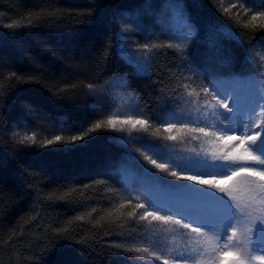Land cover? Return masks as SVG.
Instances as JSON below:
<instances>
[{"label":"trees","instance_id":"16d2710c","mask_svg":"<svg viewBox=\"0 0 264 264\" xmlns=\"http://www.w3.org/2000/svg\"><path fill=\"white\" fill-rule=\"evenodd\" d=\"M172 3L194 25L181 50L167 47L183 27ZM244 3L251 9L231 0H0V264H136L152 223L139 219L148 209L133 174L111 171L126 151L106 124L119 94L113 81L124 77L129 108L149 119L140 139L147 142L161 136L155 118L165 101L169 110L206 95L204 78L185 65L211 55L213 25L244 40L219 42L234 58L227 71L264 84V17L252 19L264 0ZM121 32L146 55L149 76H134L116 56L113 34ZM95 123L105 126L69 142ZM91 211L125 215L104 224L76 219Z\"/></svg>","mask_w":264,"mask_h":264},{"label":"snow or ice","instance_id":"6c2138e0","mask_svg":"<svg viewBox=\"0 0 264 264\" xmlns=\"http://www.w3.org/2000/svg\"><path fill=\"white\" fill-rule=\"evenodd\" d=\"M231 3L235 7L240 5L251 9L246 6L244 0H231ZM171 7L175 9L174 14H178L183 25L179 35H171L169 38L176 41V43L168 44V48H175L177 50L182 49V45L185 41L189 40L194 31V25L190 22V18L185 14L183 8L178 4H172ZM252 19L255 20L256 16L259 15L264 17V10H254ZM122 15L131 18L133 21L138 20V15L132 13H123ZM137 27L139 25L137 24ZM115 37V54L120 58L128 67L133 69V75L137 77L149 76L151 64L144 57L138 54V50L134 51L129 46V40L124 33H114ZM119 37V42H118ZM222 39H231L238 42L240 45H244V40L232 32L228 28L216 27L213 25L209 30L208 47L211 51V55L204 58V60L196 65L193 61L188 60L185 67L192 71L196 70L198 77L202 76L206 83L203 85V90L206 95H209L214 99V103L211 105L216 123L211 127L214 131H207L205 127H199L198 129H191L192 131H198L204 136H211L218 142H222L225 146V150L220 153H212L211 159H192V160H176L169 152L160 148L158 144L145 142L140 144L138 147L135 143V138L123 137L119 138L114 142L117 146L123 147L125 150L135 151L140 155H131L141 168L147 173L157 178L160 187L163 189L168 186L165 183L167 175H158L144 163V160H148L152 165H155L161 172H167L168 163L175 164L177 167H199V166H213V167H225L228 165L234 166L230 175H196V174H182L178 175L177 172H171V176L176 180L187 181L196 185L204 186L205 188L213 189L216 192L226 193L225 186L230 181L234 180L238 176H247L254 178V180L264 181V155L257 151V147L262 139H264V124L257 122L260 117H264V84H261L258 92L243 90L240 91L236 88V85L248 83L251 78L246 76L244 73H231L227 71L228 66L233 62V57L226 53L220 46ZM121 45L123 51H121ZM144 47H148L147 44ZM152 47H157L153 44ZM182 60H187L188 53L187 49H183V55L179 57ZM250 59V58H249ZM124 82V77H118L113 83L119 85ZM91 89L92 86L89 85ZM257 98H259L257 100ZM161 99L165 100L161 94ZM249 104H255V111L245 110ZM166 107V101L161 105V111L156 116L155 121L167 125L166 131H171L178 122H187L186 118L181 117L174 110H164ZM239 110V111H238ZM259 114V115H258ZM228 116L239 117L242 116L241 121L243 125V131L233 130L227 131L229 127L228 121L225 119ZM123 123H130L135 127L139 124L141 126H147L149 119L142 118L137 119L128 117ZM106 124L115 128L116 121L109 119ZM104 123H95L94 126L88 129V131L81 130V134L72 135L69 142L83 141L89 132H95L98 129L104 127ZM62 129H66V126L61 125ZM232 127L238 128L239 124L232 125ZM255 129H259L256 131ZM123 131V129H120ZM237 132L240 134L238 135ZM169 139L175 140V136L168 137ZM28 139H32L29 137ZM56 141L61 140L60 136L55 137ZM54 141H49L53 143ZM84 146V145H81ZM159 148L161 151L157 153L154 149ZM129 155L126 154L122 158V162L117 165L116 171L119 174L122 167H128V160L126 159ZM143 156V159L141 158ZM155 157V158H154ZM157 159L162 160L161 163H157ZM260 166V167H257ZM111 174V172H110ZM261 190V195L264 197V184L258 186ZM145 198V201L149 203V206L154 211H147L145 214L139 217L140 220H146L148 217H152L156 221H163L179 225L184 229H191L192 232L199 233L204 236L206 244L219 243L222 239L223 249H228L229 242L235 240L237 235V228L240 226L242 218L241 212L244 210L239 203H234L235 197L231 199L228 195L225 200L220 201H208L203 198V194L197 199H189L178 202H172L170 204H160L155 202L152 194L143 188L138 189ZM138 208H144V203H138ZM246 207V206H245ZM167 209V214L161 216L158 213L160 210ZM235 215V219L232 222L231 227L228 226V219L231 214ZM173 216H179V219H174ZM259 220L261 225H264V214L258 216H252L249 214L246 223L245 239L247 246L245 247V256L241 258L239 255L235 261V264H247L248 259H259L264 262V253L257 251V241L254 239L257 232V223ZM194 221V222H193ZM206 225V226H205ZM201 229H207L208 233L202 232ZM231 232V235H229ZM219 238V239H218ZM260 243L264 245V236L261 237ZM159 246V245H158ZM233 246H236L233 244ZM212 251H215L213 247ZM232 255L231 252H222L221 256ZM160 259L159 256L156 257ZM174 259L187 261L190 259L189 256L183 253H177ZM163 264H168V260H164Z\"/></svg>","mask_w":264,"mask_h":264},{"label":"rangeland","instance_id":"374dc122","mask_svg":"<svg viewBox=\"0 0 264 264\" xmlns=\"http://www.w3.org/2000/svg\"><path fill=\"white\" fill-rule=\"evenodd\" d=\"M171 11L172 10L166 13L162 12V14L172 16ZM159 14H161L160 10ZM121 51H123L122 45ZM138 54L146 59V55L142 52L138 51ZM250 78L251 80L248 83L236 85V88L240 91L249 90L258 92L263 83H261L255 76ZM118 86L119 94L116 96L117 99L112 108L114 111V117L112 119L116 121L114 129H116L119 138H135V143L138 147L140 144L147 142L145 140L141 141L145 126L137 124L133 127L132 124L123 123L122 121L126 120L128 117L137 119H142L143 117L129 108L128 101H130L131 98L127 95L128 91L125 89V83L122 82ZM121 99L124 100L121 101ZM258 99L259 98H257V100ZM214 102V99L209 95H205L202 100L189 99L185 103H181L177 108L173 107L172 109H169L174 110L181 117L186 118L187 122L176 123V126L173 127L171 131H166L167 125L165 124L159 125V130L156 131H161V136L148 142L158 144L160 148L169 152L176 158V160H192L197 158L211 159L212 153L223 152L225 146L222 142L216 141L211 136H204L198 131L191 130L198 129L199 127H205L206 130L210 132L215 130L211 127L216 123L212 116L213 109L211 107ZM245 110L254 112L255 104L247 105ZM225 119L229 123L228 129H226L227 131H243V125L241 123L243 119L242 116H228ZM257 122L264 124V117H260ZM235 124H239V127L234 129L232 125ZM120 129H123V131H120ZM255 130L259 131V129ZM237 134L239 135L240 133L237 132ZM170 136H175L176 139H169L168 137ZM154 150L157 153H160L161 151L159 148ZM126 151L129 155L126 158L128 160L127 170H129V174H133L134 192L137 197L146 204L147 211H154V209L145 201L144 195L138 190L140 188L148 190L152 194L155 202L160 204H170L172 202L197 199L202 194L203 198L208 201L225 200L227 203L226 197L223 195L230 194L228 195V198L231 199L232 197H235L234 203H239L244 209L241 212V224L236 230V238L229 242L228 249L222 248V239H220L219 243L214 242L213 244H206L204 236L192 232L191 229H184L172 221L165 223L163 221H156L152 217H148L149 222L152 223L149 230L148 245L143 248L144 253H141V257L136 261V264H163L164 260H168V264H235L238 255L241 258L245 256V247L247 246V241L245 239V221L249 214L252 216L264 214V197H262L261 190L258 187L259 185L264 184V181L254 180V178L247 176H238L225 186L226 193H220L213 189L205 188L204 186L196 185L187 181L176 180V178L171 176V172L175 171L178 175L187 173L222 176L231 174L232 168L234 167L232 165L225 167L199 166L182 168L177 167L175 164L168 163L167 172L165 173L157 169L155 165H152L148 160H144V163L152 168V170L158 175H167L165 183L168 184V186L162 189L157 178L144 171L131 156L140 155V153H136L134 150L131 151L130 149ZM257 151L264 155V139L260 141ZM141 158L143 159V156H141ZM161 162L162 160L157 159V163ZM157 214L165 216L167 214V209L160 210ZM124 215V211L116 214L91 211L77 216L76 219L90 221L94 224H104L114 222ZM174 219H179V216H173V220ZM234 219L235 215L233 213L227 221L229 227H231ZM256 223L257 232L254 239L257 241V251L264 253V245L260 243L261 237L264 236V225H261L259 220H257ZM201 231L211 235V233H208L207 229H201ZM229 235H231V232H229ZM233 244L236 246H233ZM213 247H215V251H212ZM225 251L231 252L232 255L222 257L221 253ZM177 253H183L184 255L189 256L190 259L187 261L174 259ZM157 256L160 257L159 260L156 259ZM247 264H264V262L259 259H248Z\"/></svg>","mask_w":264,"mask_h":264}]
</instances>
